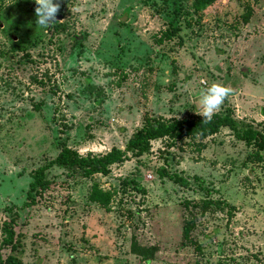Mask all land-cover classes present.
Masks as SVG:
<instances>
[{"label":"rangeland","instance_id":"1","mask_svg":"<svg viewBox=\"0 0 264 264\" xmlns=\"http://www.w3.org/2000/svg\"><path fill=\"white\" fill-rule=\"evenodd\" d=\"M59 2L45 29L35 0H0V240L13 214L18 234L0 264H264V150L226 126L168 146L152 139L105 174L50 166L49 185L24 205L31 174L62 146L103 153L123 148L145 114L200 116L212 83L233 89L218 114L260 129L264 0L197 12L190 0ZM205 199L220 208L202 211Z\"/></svg>","mask_w":264,"mask_h":264},{"label":"trees","instance_id":"2","mask_svg":"<svg viewBox=\"0 0 264 264\" xmlns=\"http://www.w3.org/2000/svg\"><path fill=\"white\" fill-rule=\"evenodd\" d=\"M214 0H190V7L194 12L200 11L207 5L211 4ZM177 31L176 27L168 28L165 31V35H170ZM159 41L160 38H157ZM226 126L233 132L235 138L244 140L246 142H252L257 150H264V123L260 129L251 128L246 126L245 128L238 130L235 127L234 120L228 113L223 115L215 114L210 122H205L202 116L196 117H180L179 119L174 117L163 118L160 116H152L145 114L142 117V122L128 137L123 148L115 146L110 147L103 153L93 154L86 152L84 155L79 154L77 151L62 146L57 154L45 164L38 166L31 174V180L28 182V188L25 191L27 202L24 205H29L34 200L31 196V191L35 189L43 190L49 185V180L44 177V171L50 166H57L65 168V174L71 175L78 173L81 176L89 177L94 173L105 174L109 170V166L114 163H120L126 160L129 156H138L143 152L149 150L150 141L152 139H165L166 145L174 142L181 137H196L201 140L209 135L215 133L219 127ZM168 178L179 181V176L174 174H166ZM95 193L98 191L95 190ZM99 194V193H98ZM89 199L98 203H103V200L99 195H94L90 192ZM106 200V199H105ZM220 202L215 199L202 200L201 210L211 207L212 209L220 208ZM15 220V214L8 220L2 222L3 237L0 240V247L7 246L13 247L15 243H18V234L14 232L12 223ZM192 222H185L182 226V236L187 240L189 238L188 233L190 231ZM194 248L200 249L198 244H194ZM152 248H145V250L139 251L144 259H147L151 254ZM138 251V250H135Z\"/></svg>","mask_w":264,"mask_h":264},{"label":"clouds","instance_id":"3","mask_svg":"<svg viewBox=\"0 0 264 264\" xmlns=\"http://www.w3.org/2000/svg\"><path fill=\"white\" fill-rule=\"evenodd\" d=\"M36 24L49 29L57 21V15L60 12V2L53 0H35ZM233 94V89L218 83H212L203 92H201L200 106L201 110L196 112L203 117L207 123L217 114L225 100ZM180 117H177L179 119Z\"/></svg>","mask_w":264,"mask_h":264}]
</instances>
